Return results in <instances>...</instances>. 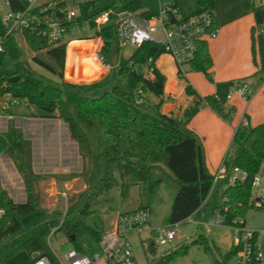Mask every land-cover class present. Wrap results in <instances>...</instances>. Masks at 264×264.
<instances>
[{"label": "trees", "instance_id": "16d2710c", "mask_svg": "<svg viewBox=\"0 0 264 264\" xmlns=\"http://www.w3.org/2000/svg\"><path fill=\"white\" fill-rule=\"evenodd\" d=\"M9 2L13 9L24 6L20 0ZM213 3V0H194L195 6L188 11L175 2L184 16L211 9ZM140 8L141 0H91L79 6V15L71 26L88 24L94 28L95 18L103 11ZM243 8L245 14L254 16V24L249 28L250 48L253 62L258 64V54L259 70L263 71L264 35L259 26L264 21V1L243 0ZM115 19L116 16L110 14L95 31L101 37L100 52L105 62L111 63L113 51L118 52L117 64L111 65L99 79L83 83L64 80L66 43L48 45L41 37L28 32H24V43L38 53L30 60L57 80L45 77L30 66L14 35H10L5 51L0 53V96L7 94L15 102L24 100L35 106L40 113L33 116L62 119L70 139L77 143L81 157L86 159L82 171L86 186L62 214L41 204L35 190L39 176L31 170L29 142L23 139L21 131L10 125L0 134V152L5 151L13 159L26 193L23 202H14L0 184V206L4 209L0 219V264H30L43 255L54 259L47 243L53 227L63 232L77 250L82 251L81 239L84 236H90L98 244L105 229L94 227L88 219L96 213V207L116 183L115 173L121 181L122 196H126L132 184L143 185L146 194L150 195L162 179L155 176V171L167 173V169L178 185L172 198L168 224L182 223L189 216L199 214L209 196L214 198L213 207L221 197L228 198V223L233 219H244L250 208L264 211V204L255 205L251 197L252 179L264 159V120L255 125L239 123L231 139L234 149L223 158L227 174L237 166L246 172V178L221 189L226 182L223 179L209 193L213 174L207 168L202 142L188 124L203 106L231 122L233 108L226 109L214 94L200 95L190 83H186L184 92L191 98L190 103L177 113L163 112L166 76L155 65V60L163 53L162 47L144 42L124 56L116 37ZM4 32L0 9V35ZM74 47L71 44L68 52ZM43 50L46 57L39 53ZM149 58H152L151 62ZM6 60L12 63V67L4 66ZM189 65L191 70L203 72L211 80L212 57L206 40L197 42L195 56ZM144 66L153 68V78H143ZM178 73L181 74L180 70ZM98 74L83 72L78 76L76 72L80 79ZM13 76H18V80L9 81L8 78ZM66 77H74L70 64L66 67ZM149 95L157 100L151 101ZM129 178L134 182L131 183ZM139 207L145 205L136 208ZM192 244H201L205 250H214L218 254L210 264H231L240 250V246L233 243L222 252L218 245L211 246L205 235L199 234L189 243H181L160 255L154 264H166L185 254Z\"/></svg>", "mask_w": 264, "mask_h": 264}, {"label": "rangeland", "instance_id": "374dc122", "mask_svg": "<svg viewBox=\"0 0 264 264\" xmlns=\"http://www.w3.org/2000/svg\"><path fill=\"white\" fill-rule=\"evenodd\" d=\"M2 1L0 0L1 12L4 10ZM21 1L23 4H27L26 0ZM36 1L46 2L49 0ZM176 1L188 11H191L195 6L194 0H141V8L156 12L160 4L167 2L175 3ZM263 1L252 0L254 3ZM66 2L68 5H72V0H66ZM213 2L211 10L219 22L220 29L225 25L224 39L222 40V44H220L221 47L217 45V41L214 42L213 40L208 41V45L214 46L216 44V49L218 48L216 53L222 54L223 59L220 61L221 66L218 72L221 75L227 76L226 83L215 84L203 72L190 70L187 64L182 68L189 70H184L182 74H174L171 72L173 65L168 56L158 59V63L167 72L168 79V84L164 89L162 109L168 103L174 101L180 102L183 107L190 103L191 98L184 92L186 83H190L201 95L214 94L217 98L221 99L226 109L233 108V119L231 122H227L219 117L225 121V126L223 127L212 126L206 120L204 114H200L194 119V122L190 121V124H188L189 128L194 130L202 142L206 165L212 174L227 155L226 151L232 153L234 146L231 143V139L234 127L238 125L244 114H249L252 118H264V93L262 87L257 86L260 84L261 78L264 77V69L263 71L259 70L258 54H256L258 64L253 62L248 32L249 26L254 23V19L251 14L244 13L243 0H213ZM220 29L218 35L221 34ZM95 36L92 29L73 28L63 39H68L69 37H77L79 39L84 37L95 38ZM18 42L23 51V57L28 59L32 68L53 81L57 80V77L52 76L43 68L32 63L30 57L38 53L31 51L20 36L18 37ZM79 49L82 51L77 53V58L74 56L71 58L73 61L71 60L72 64L70 66L73 69L74 77H66L65 67L64 80L83 83L101 78L102 76L94 79L78 78L79 74L82 75L83 72L91 73L92 75L99 73L98 70H94L91 67L90 57L86 54L87 46H81ZM132 50L133 48L131 47H125L122 54L128 56ZM39 53L41 56L46 57L44 50ZM245 64L248 67L247 69H244ZM4 66L12 67V63L6 60ZM249 68H253V70L247 73ZM246 73L248 77H245L244 74ZM209 74L212 76L211 69L209 70ZM244 84L248 85L251 93H253L248 98L239 95L237 92ZM253 89H255L254 92ZM148 98L151 101L157 100L152 95H149ZM12 101L13 99L7 94L0 96V134L4 133L10 125L21 131L23 139L29 142L31 170L35 175L39 176L35 183V190L40 196L42 206L47 209H57L63 214L67 206L75 200L78 193L86 186L82 177L86 159L81 157L78 162H75L73 157H69L63 161L58 160L57 150L61 142L66 141V128L50 119H45L44 122H31L28 118L34 117L33 115L40 113V110L24 102V100L20 101V103H13ZM209 110L212 111L210 108ZM8 112L15 115V117L7 118L5 114ZM248 124L251 125L249 121ZM42 134L45 137L44 142L38 143L37 140L32 145L31 136H36L39 139ZM166 172L155 171V176L162 179L154 188L152 194L147 195L143 185L132 184L126 196L120 194L121 181L115 173L116 183L96 207V213L88 219V222L92 223L94 227L101 229L105 221L109 218L111 219L118 210H127L136 208L139 205H145L150 210L152 225H168V214L178 185L169 175L170 173L167 169ZM128 180L131 183L134 182L133 178H129ZM0 184L14 202H23L25 200L26 193L22 178L14 165L13 159L5 151L0 152ZM263 184L264 161L260 167L259 180L252 189V198L263 194ZM220 188L223 189V186ZM62 193L66 194L65 198L62 196ZM71 199L73 200L71 201ZM213 205L214 198L212 196L207 197L199 214L191 215L189 219L179 224L176 236L169 244L161 245L158 242H153V239L146 233L132 236L130 240L136 264H154L160 255L181 243H189L199 234L205 235L207 243H210L211 246L214 244L218 245L222 252L228 250L233 244L230 227L227 225L210 224L208 222V219L212 216L211 210ZM244 220L247 227L262 229L264 227V211L256 207L250 208L246 211ZM106 230L108 229H105L104 232ZM152 242L153 250L150 248ZM48 245L52 251L59 255H63L67 250L74 247L61 231H56L50 236ZM81 248L82 252L88 257L100 253L98 245L90 236H84L81 239ZM261 250L264 253V246L261 247ZM217 256L218 254L214 250H205L201 244H192L185 254L176 257L166 264H210ZM96 264L106 263L99 261ZM231 264L236 263L235 261H231Z\"/></svg>", "mask_w": 264, "mask_h": 264}, {"label": "built area", "instance_id": "2783aa9c", "mask_svg": "<svg viewBox=\"0 0 264 264\" xmlns=\"http://www.w3.org/2000/svg\"><path fill=\"white\" fill-rule=\"evenodd\" d=\"M26 1L27 4H23L24 6L20 9H13L9 0L2 1L4 10L1 12V20L5 26V32L0 35V53L5 51L10 35H14L17 39L20 36L25 41L24 32H28L41 37L48 45L55 46L63 42L66 33L73 28H89L94 30L95 34V31L100 29L101 25L107 21L108 16L114 14L116 16V37L121 52L125 47L134 49L144 42H152L160 45L162 52L170 55L177 69L182 71V67L186 64L189 65L194 58L197 42L214 38L218 32L211 9L184 16L174 2L160 4L156 12L142 8L137 10L109 9L101 12L94 20L95 27L90 28L88 24L73 27L71 23L79 15V6L91 0H72V5H68L66 0ZM259 31L264 35V21L259 26ZM88 39L92 40L89 50L94 60L102 68L109 69L111 63L105 62L100 52L101 37L96 35L95 38L88 37ZM148 61L151 62L152 58H149ZM153 75V68L144 66L143 78L151 79ZM260 86H264V77L260 80ZM237 92L247 98L253 94L246 84L242 85ZM12 102L15 103V101ZM5 116L13 118V114L9 112ZM240 123L248 125L247 118L243 116ZM263 161L264 159L262 163ZM260 167L252 179L251 194L253 187L259 180ZM245 178L246 172L237 166L232 167L227 174L222 160L220 166L213 173L209 193L223 179H226V182L222 184L225 188L238 181H243ZM62 196L65 198L66 194L62 193ZM252 199L257 206L264 204V191L262 195H256ZM228 210V198L221 197L215 207L212 208V216L208 219V222L230 227L232 242L240 246L235 263L264 264V253L261 250L262 241H264V227L262 229H251L246 226L243 218L233 219L228 223ZM3 215L4 209L0 206V219ZM150 220V210L146 206L121 212L116 216L112 227L102 234L97 244L100 250L99 254L88 257L82 251L71 248L63 255L52 251L54 259L43 255L30 264H96L99 261H104L106 264H136L130 240L132 236L146 233L153 239V242L166 245L175 238L180 224V222H176L166 226H155L151 224ZM56 228H51L47 236V243Z\"/></svg>", "mask_w": 264, "mask_h": 264}, {"label": "crops", "instance_id": "0c3cea01", "mask_svg": "<svg viewBox=\"0 0 264 264\" xmlns=\"http://www.w3.org/2000/svg\"><path fill=\"white\" fill-rule=\"evenodd\" d=\"M214 14V13H213ZM248 14H251L253 19H254V16L252 13H248ZM214 20H215V25L219 31L220 29V26H219V22L217 21L215 15H214ZM254 24V23H253ZM251 24V25H253ZM250 25V26H251ZM225 26V25H224ZM224 26L220 29L221 30V34L218 35V32H217V35L216 37L214 38H208L206 39V42L208 44V41H217V45L219 47H221L220 44H222V40L224 39ZM249 26V28H250ZM248 32H249V29H248ZM68 34V33H67ZM66 34V35H67ZM65 35V37H66ZM250 35V33H249ZM63 42L66 43V54H65V67H67L68 64H72L71 62L73 61L71 58L74 56L75 58H77V53H80V51H82L81 49H79L81 46H86L85 44H88L87 46V56H89L90 60L91 61V67H93L94 70H98L99 74L95 77H92L91 79H94V78H97V77H101L103 76L107 71L108 69H105V68H102L95 60L94 58L92 57V54L90 53V45L92 43V40L91 39H88V38H77V37H69L68 39L65 38L63 39ZM71 44H74L75 47L70 51L68 52V48ZM216 45V44H215ZM210 46L208 45V49H209V52H210V55L212 57V66H211V81H213L215 84H222V83H226L227 81V76L226 75H221L220 72H218L219 68H220V61L223 59L222 58V54L219 55L218 53H216L217 49H216V46ZM248 54H249V51H248ZM164 56H168L171 64L173 65V69L171 70V72H173L174 74H179L178 73V69L177 67L175 66V63L172 59V57L168 54H161L156 60H155V65L157 66V68L166 76V83H165V88H166V85L168 84V79H167V72L165 70H163L162 66L158 63V59L164 57ZM72 60V61H71ZM75 63V62H74ZM189 66V69H190V65ZM244 69H247V65L245 64L244 65ZM189 69H183L182 68V71L180 70L181 74ZM209 69V70H210ZM191 70V69H190ZM253 70V68H249L247 70V73H249V71ZM255 70V69H254ZM244 74L245 77H248V74ZM258 87H260V84L257 85ZM262 87V86H261ZM164 88V89H165ZM263 89V87H262ZM196 90V89H195ZM255 91V89H253V92ZM198 92V91H197ZM199 93V92H198ZM200 94V93H199ZM170 95V93H169ZM201 95V94H200ZM183 108V106L181 105V103L179 102H172V103H168L165 108L162 109L163 112L165 113H177L180 111V109ZM226 108V107H225ZM200 114H204L206 120L208 122L211 123L212 126H217V127H223L225 126V121L221 120L216 114H214L212 111L209 110V108L207 106H203L201 107L198 112L193 116V118L190 120L192 122H194V119L199 116ZM247 118V120L249 121V123L251 125H255L257 123H259L260 121L264 120V118H252L249 114H244ZM15 117V115H13V118ZM29 120L32 121H35V122H44L45 119H50L52 120L53 122H55L56 124L66 128V141L65 142H61L60 146L58 147V150H57V159L58 160H64V159H68L69 157H73V160L76 162H78V160L81 159V155L79 154V151H78V145L75 141L71 140L70 137H69V132H68V128H67V125L66 123L62 120V119H59V118H46V117H39V116H34V117H30L28 118ZM256 119V120H255ZM191 122V123H192ZM255 122V123H253ZM240 123V122H239ZM238 123V124H239ZM190 124V123H189ZM238 126V125H237ZM236 126V127H237ZM189 127V126H188ZM236 127H234V130L236 129ZM193 130V129H191ZM194 131V130H193ZM36 136H31V141H32V145L34 144V142H36L38 140V143H43L44 142V135L42 134L41 137H39V139L36 137ZM228 152V151H226ZM64 163V162H63ZM135 208H132V209H127V210H118L114 215L113 217L110 219H107V221H105V223L103 224V229H109L112 224L114 223V220L116 218V215L120 212H123V211H130V210H133ZM201 210V209H200ZM151 221V220H150ZM262 246H264V241H262ZM235 261V260H234Z\"/></svg>", "mask_w": 264, "mask_h": 264}, {"label": "water", "instance_id": "95a60500", "mask_svg": "<svg viewBox=\"0 0 264 264\" xmlns=\"http://www.w3.org/2000/svg\"><path fill=\"white\" fill-rule=\"evenodd\" d=\"M117 62H118V52H117V50H114L113 53H112L111 65L115 66L117 64ZM18 78H19L18 76H13V77H9L8 80L9 81H16V80H18ZM72 200L73 199H71V201ZM153 249L154 248H152V250Z\"/></svg>", "mask_w": 264, "mask_h": 264}]
</instances>
